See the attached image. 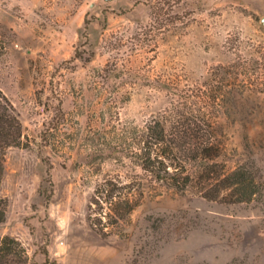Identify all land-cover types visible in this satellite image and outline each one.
<instances>
[{
  "label": "rangeland",
  "instance_id": "rangeland-1",
  "mask_svg": "<svg viewBox=\"0 0 264 264\" xmlns=\"http://www.w3.org/2000/svg\"><path fill=\"white\" fill-rule=\"evenodd\" d=\"M0 89L25 142L7 152L0 239L24 264H264V194L160 188L135 155L153 120L174 128L184 110L264 190V0H0ZM107 180L139 205L103 236L92 222L109 209L90 201Z\"/></svg>",
  "mask_w": 264,
  "mask_h": 264
},
{
  "label": "trees",
  "instance_id": "trees-1",
  "mask_svg": "<svg viewBox=\"0 0 264 264\" xmlns=\"http://www.w3.org/2000/svg\"><path fill=\"white\" fill-rule=\"evenodd\" d=\"M213 94L210 98L216 101L219 96ZM179 113L181 117L174 128V124L168 126L167 119L153 120L135 143L136 158L149 180L160 188L183 193L196 190L194 194L209 201L250 203L259 200L264 190L255 163L227 169L216 161L220 147L211 139L212 125L200 122L198 118L193 120L184 110ZM201 131L205 139H192L193 134ZM24 146V129L19 114L0 89V225L7 220L9 208L8 198L1 193L7 152L10 148ZM191 165L193 171H189ZM94 205L109 209L106 215L100 214L92 222L103 236H107L108 225L104 219L110 217L115 224L128 220L139 202L133 191L120 190L117 183L107 180L97 186L90 201V207ZM28 259L27 250L14 237L0 239V264H24ZM46 262H50L49 259ZM231 264L243 263L235 260Z\"/></svg>",
  "mask_w": 264,
  "mask_h": 264
}]
</instances>
